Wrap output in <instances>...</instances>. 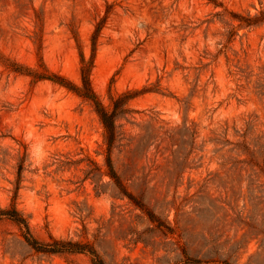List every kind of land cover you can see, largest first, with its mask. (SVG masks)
Here are the masks:
<instances>
[{"label":"rangeland","instance_id":"obj_1","mask_svg":"<svg viewBox=\"0 0 264 264\" xmlns=\"http://www.w3.org/2000/svg\"><path fill=\"white\" fill-rule=\"evenodd\" d=\"M262 12L264 0H0V207L16 204L40 240L91 244L105 264H264V22L240 20ZM82 54L106 106L149 89L122 122L127 138L157 140L113 159L164 227L114 194L93 105L8 66L43 63L81 86ZM19 239L0 221V264H93Z\"/></svg>","mask_w":264,"mask_h":264},{"label":"trees","instance_id":"obj_2","mask_svg":"<svg viewBox=\"0 0 264 264\" xmlns=\"http://www.w3.org/2000/svg\"><path fill=\"white\" fill-rule=\"evenodd\" d=\"M242 20V24L246 26H251L257 24L259 22H264V12H262L259 16L255 17H240ZM102 23L98 24L94 33L92 34V48L93 51L96 50L97 41L99 34L102 30ZM92 65V61H86L84 55L82 54V85L79 86L74 84L69 79L62 75L50 73L46 66L42 63L41 67H43V71L41 70H32L28 68H24L22 65H18L17 63H12L8 65L12 71L20 74L30 75L34 78L35 81L48 79L57 84L67 87L70 90L75 91L80 97L84 98L86 101L90 102L95 111L97 112L101 123L105 128V141L107 144V156H106V166L107 169L104 172L108 175L112 180V186L114 194L119 195L121 198L128 197L129 200L135 204L138 208H140L143 212H145L152 222H158L159 227H164L161 221L157 218V216L148 210L144 203L139 200L131 191L128 190L127 185L123 181L121 174L119 173L115 161L113 159V153L115 149L119 151V154L124 152H131L136 155L138 150L143 151V153L147 154L150 150V146L155 142L154 138H157L158 135H154V130L148 131L147 134L136 135L127 138L126 131L124 129L125 123L123 120H128L129 116L132 114L133 110L129 107L130 101L140 94L144 93L146 90H133L129 89L119 94L118 96L111 97L112 105L110 107L106 106L98 97L97 93L92 87L91 79H90V67ZM189 129L186 127V130ZM180 132L177 128L168 129V137L174 141L177 137V134ZM127 139V142L124 140ZM135 143V146H132ZM174 155L179 160V154L176 151H173ZM179 152V151H178ZM127 168H132L130 163L125 164ZM142 181L146 182V177L142 179ZM144 183V182H143ZM142 182H140V185ZM99 187H97L98 189ZM103 191H97L100 193ZM10 220L13 222L19 229V235L22 239L17 240L23 247L27 248L29 252L32 254H38L41 257H49L56 254L63 253H87L92 257L93 264H105L103 259L100 257L97 250L89 243H84L80 241L67 240L62 238H56L50 235L49 240H40L38 239L30 225L28 218L24 215V213L16 206V204L12 203L8 207H0V221L2 220ZM167 230L170 231L168 227ZM171 232V231H170ZM26 258V257H25Z\"/></svg>","mask_w":264,"mask_h":264}]
</instances>
